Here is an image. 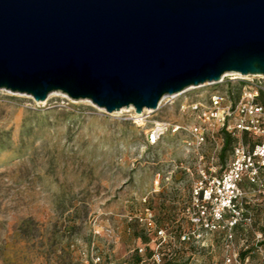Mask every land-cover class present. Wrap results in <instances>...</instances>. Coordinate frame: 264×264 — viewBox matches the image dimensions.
Instances as JSON below:
<instances>
[{"label":"rangeland","instance_id":"rangeland-1","mask_svg":"<svg viewBox=\"0 0 264 264\" xmlns=\"http://www.w3.org/2000/svg\"><path fill=\"white\" fill-rule=\"evenodd\" d=\"M181 101L141 123L133 108L107 113L60 92L36 102L0 91V264H226L222 235L182 241L192 232L196 156L179 135L147 142L155 123H187ZM249 209L254 225L237 231L235 245L241 264H264V241L254 237L264 196Z\"/></svg>","mask_w":264,"mask_h":264},{"label":"water","instance_id":"water-1","mask_svg":"<svg viewBox=\"0 0 264 264\" xmlns=\"http://www.w3.org/2000/svg\"><path fill=\"white\" fill-rule=\"evenodd\" d=\"M228 73L264 76V0H0V91L142 114Z\"/></svg>","mask_w":264,"mask_h":264},{"label":"built area","instance_id":"built-area-1","mask_svg":"<svg viewBox=\"0 0 264 264\" xmlns=\"http://www.w3.org/2000/svg\"><path fill=\"white\" fill-rule=\"evenodd\" d=\"M179 99V113L187 123H155L147 142L155 146L172 133L179 135L186 151L196 156L198 177L187 209L192 232L182 241L197 242L220 234L225 263L241 264L235 245L238 228L246 231L253 227L250 200L264 196V76L228 73L219 82L163 98L157 110ZM148 111L141 114V123L148 120ZM226 136L235 141L229 163L223 156ZM208 145L212 152L206 156L204 148ZM146 222L159 239L166 240L165 231L157 229L152 216ZM254 237L257 244L264 241L260 233ZM247 242L242 240V248L246 244L247 249Z\"/></svg>","mask_w":264,"mask_h":264},{"label":"trees","instance_id":"trees-1","mask_svg":"<svg viewBox=\"0 0 264 264\" xmlns=\"http://www.w3.org/2000/svg\"><path fill=\"white\" fill-rule=\"evenodd\" d=\"M245 139H247L246 136H245ZM234 142L235 141H234V139L232 137L226 136V138H225V146H224V150H223V156H225L227 154V152H229V150L232 149V146H233ZM240 229L244 230V229H242V227L238 228V230H240ZM260 233L264 236V225L262 226V229H261ZM163 264H172V263H165V261H164Z\"/></svg>","mask_w":264,"mask_h":264},{"label":"bare ground","instance_id":"bare-ground-1","mask_svg":"<svg viewBox=\"0 0 264 264\" xmlns=\"http://www.w3.org/2000/svg\"><path fill=\"white\" fill-rule=\"evenodd\" d=\"M129 109H130V110H133L132 107L129 108ZM123 111H129V110H122L121 112H123ZM146 111H148V110H146ZM121 112H120V113H121ZM148 112H149V111H148ZM118 113H119V112H118ZM140 117H141V115H139V114H137L136 112H134V118H135V119H139V120H140ZM139 122H140V121H139ZM141 125H143V124H141ZM141 125H140V126H141Z\"/></svg>","mask_w":264,"mask_h":264}]
</instances>
